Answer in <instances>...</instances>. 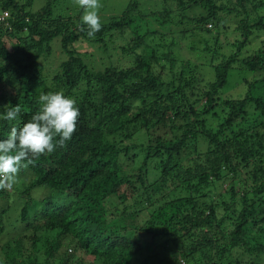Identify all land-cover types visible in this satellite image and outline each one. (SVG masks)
Returning <instances> with one entry per match:
<instances>
[{"label": "trees", "instance_id": "16d2710c", "mask_svg": "<svg viewBox=\"0 0 264 264\" xmlns=\"http://www.w3.org/2000/svg\"><path fill=\"white\" fill-rule=\"evenodd\" d=\"M148 1L151 9L130 0L89 38L60 0L36 12L32 2L0 0L11 15L0 23V116L21 107L15 120L0 118V140L41 109V93L61 92L80 110L64 146L32 158L22 185L0 189V264H264V0H200L209 12L196 33L206 35L209 66L178 65L165 39L173 11L192 0ZM228 20L240 53L253 36L259 47L225 58L211 35L218 27L204 25ZM82 39L110 63L100 57L96 68L75 48ZM58 45L63 58L45 77ZM235 71L245 93L224 97ZM136 134L146 141L131 144ZM11 201L23 229L3 221Z\"/></svg>", "mask_w": 264, "mask_h": 264}, {"label": "rangeland", "instance_id": "374dc122", "mask_svg": "<svg viewBox=\"0 0 264 264\" xmlns=\"http://www.w3.org/2000/svg\"><path fill=\"white\" fill-rule=\"evenodd\" d=\"M49 0H20V3L25 5L29 2H32V6L30 7L33 12H36L44 7H46ZM195 1V2H194ZM192 0L191 7L187 9L186 11H182L181 9H175L173 11V26L170 31V36L165 37L167 42L171 43V39L174 41L173 46V52L175 58L178 59V65H180L181 60H190L193 63L196 64H202V62L206 59V65L209 66V59H210V53H207L206 51V44L205 41L202 39V35L204 34L201 31H198L196 33V29L198 28V25L196 24V19L205 18L208 15V6L205 8L202 6L199 2L200 0ZM130 0H100V4L102 7L99 9V16L101 19V22H103L105 19H107L110 16L113 15H121L125 7L129 4ZM217 3L227 4L230 3V0H216ZM206 5V4H205ZM142 6L147 7L149 9L152 8V3H150L148 0L144 1L142 3ZM58 8L62 10L63 12L67 14L73 15L74 13H80V18L82 17L84 10L80 8V6L75 2V0H60ZM146 11L145 13H148ZM10 13V12H9ZM151 17H147L144 19V21L149 20ZM137 24V23H136ZM216 22L214 21H207L204 25V27H207L208 29H214L218 27V31L215 34H211L212 36H218L220 35V40L218 42V46L221 47L219 50L223 55H225V58H230L235 55H241V53L245 54L247 51H254V49L259 47V43L255 42V36H253L250 40V43H248L244 49H242L241 53L237 49V42L240 41L241 37L240 34H237L235 32L236 26L230 21H225L221 27L216 26ZM138 25H141L138 23ZM1 27H5L1 26ZM153 28H159V25L154 23ZM161 30H164L161 28ZM169 32V31H168ZM169 34V33H168ZM206 37V35H203ZM209 36H207L208 38ZM238 40V41H237ZM75 48H77L79 51L84 53H89L94 57V60L99 64L98 67L100 69V57L106 62L110 63V60L108 59L107 53L102 49L99 45H92L91 43L87 42L86 40H80L78 42H75ZM161 50V49H160ZM165 50V49H163ZM111 51V50H110ZM109 51V52H110ZM56 58V60L54 59ZM63 55L60 53V47L55 46L54 52L52 56L44 63L45 71L44 76H51L54 72H56V68L59 66L60 61L62 60ZM59 59V60H58ZM167 65V64H166ZM205 77L212 79V75L210 73V69L208 67H205L204 69H201ZM201 71V73H202ZM250 77V76H249ZM245 86L244 83L241 81V78L239 77L237 71H235L230 78V81L228 82V85L225 87L224 90V97H234L238 98L240 96H243L245 93ZM214 126H216L215 122H212ZM146 141V136L143 134H136L135 140L131 142V144L136 145L138 143H143ZM202 149L204 147L202 146ZM137 151V150H136ZM21 177V173L17 174V177ZM31 175L26 174L25 175V181L24 185L28 186L30 184ZM17 180L15 181V183ZM18 183V182H17ZM19 185L22 183H18ZM219 186V185H218ZM217 186V187H218ZM225 188L226 186L222 187L219 186V189ZM41 192V190H40ZM13 200V199H12ZM140 216L142 217L141 220L146 219V213H140ZM19 213L15 212V203L11 201V210L4 216L3 221L7 226H10V228H13V224L15 226V219L16 225L23 227H20V229L24 228V224L21 223L19 218ZM15 230V229H14ZM16 235V232L13 231L11 234V238H13ZM9 239V240H10ZM7 239L3 241L5 243ZM72 253V251H69ZM0 260L3 261L4 257L0 254ZM263 264V263H262Z\"/></svg>", "mask_w": 264, "mask_h": 264}, {"label": "clouds", "instance_id": "9594fccd", "mask_svg": "<svg viewBox=\"0 0 264 264\" xmlns=\"http://www.w3.org/2000/svg\"><path fill=\"white\" fill-rule=\"evenodd\" d=\"M75 2L84 10L81 20L83 25L87 26L88 37L95 38V34L102 28L98 14L102 7L100 0H75ZM4 12L2 11L0 16ZM10 17L11 15L0 23L5 24ZM39 103L41 109L30 121L20 128L13 127L8 138L0 140V189L10 190L20 170L28 168L29 164L33 163L32 158L50 154L58 146H64L77 130L80 110L74 99L61 92L41 93ZM10 105L6 106V111L0 118L12 121L21 113L19 104ZM1 248L0 245L2 255Z\"/></svg>", "mask_w": 264, "mask_h": 264}, {"label": "built area", "instance_id": "2783aa9c", "mask_svg": "<svg viewBox=\"0 0 264 264\" xmlns=\"http://www.w3.org/2000/svg\"><path fill=\"white\" fill-rule=\"evenodd\" d=\"M10 16V13L8 11H5L1 16H0V22L6 21V19Z\"/></svg>", "mask_w": 264, "mask_h": 264}]
</instances>
